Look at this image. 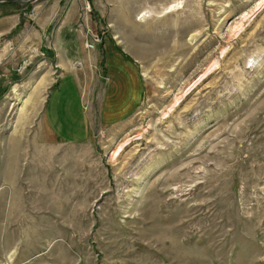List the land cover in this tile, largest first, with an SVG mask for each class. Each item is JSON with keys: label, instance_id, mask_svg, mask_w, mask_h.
<instances>
[{"label": "rangeland", "instance_id": "1", "mask_svg": "<svg viewBox=\"0 0 264 264\" xmlns=\"http://www.w3.org/2000/svg\"><path fill=\"white\" fill-rule=\"evenodd\" d=\"M88 2L72 66L37 4H0V264H264V0ZM117 52L143 94L107 123Z\"/></svg>", "mask_w": 264, "mask_h": 264}, {"label": "crops", "instance_id": "2", "mask_svg": "<svg viewBox=\"0 0 264 264\" xmlns=\"http://www.w3.org/2000/svg\"><path fill=\"white\" fill-rule=\"evenodd\" d=\"M78 2V0H64L63 2H61V0H37V2L35 3L37 4L36 8H38V11H36L38 21L42 22V25L45 27L53 22L56 26L55 30H50V44L53 46L52 50L50 48H47L48 50H50L48 55H54V58L58 61L60 59L59 56L64 55V61H66L69 66L78 63L79 59H82L87 55V49L85 48V34L79 32L75 27L76 20L80 12V4ZM1 10L6 11L7 7H2ZM18 18V13L10 11V14L5 15V17H2L0 19V39H2L3 36L9 35L13 32L17 22H19ZM91 22L92 21L88 23V29L90 30L92 26ZM64 26L67 28V30L63 32L62 29L65 28ZM21 37V34L12 35V39L15 43L20 41ZM97 45H95V47ZM116 54L122 55L124 59L128 60L122 63L120 62V65L118 66L120 67V69L117 70V75L118 78H120L119 81L122 91H120L119 89H114L112 91V80L110 79L111 73H107V87L105 88L107 93L105 95V98L109 95L110 99H112L114 93H118L119 91L123 92L124 90L127 91V94L122 104H120L116 109H113L115 104L109 103V105H107L106 101L104 100L103 106L101 108L102 111L100 112V118L102 120L105 119V122L107 123H115L119 122L120 120L123 121L122 119L125 117L126 119L129 118L139 108L142 100L141 96L143 94V81L136 64L127 59L124 54L119 52H117ZM67 75L68 74H66L65 76ZM57 88L58 89H54L56 90V92L53 93V90L50 94H57L60 89V85ZM76 88L80 94V90L77 87V84ZM108 88L110 89V94H108Z\"/></svg>", "mask_w": 264, "mask_h": 264}, {"label": "built area", "instance_id": "3", "mask_svg": "<svg viewBox=\"0 0 264 264\" xmlns=\"http://www.w3.org/2000/svg\"><path fill=\"white\" fill-rule=\"evenodd\" d=\"M36 3V2H35ZM33 3V4H35ZM83 6L81 7L80 9V12H79V15H78V20H76V27L78 29H83L84 33H85V36H86V41H85V48L86 49H94L95 45L98 44V42L100 41V38H98L97 35L94 34V32H92V30L88 29V23L90 22V19L91 18V14H92V9H91V6L88 2V0H83ZM31 5V4H30ZM34 8H31L29 9L28 11V15L29 17L34 15ZM8 43V48L10 50L11 53H9L8 55H12L13 53V50H14V46H11L10 45V41L7 40L6 41ZM2 51H1V48H0V55H1ZM1 61V59H0ZM23 66L22 64L20 63L19 65V68L21 69Z\"/></svg>", "mask_w": 264, "mask_h": 264}, {"label": "water", "instance_id": "4", "mask_svg": "<svg viewBox=\"0 0 264 264\" xmlns=\"http://www.w3.org/2000/svg\"><path fill=\"white\" fill-rule=\"evenodd\" d=\"M35 2H37V0H0V4H14L22 7L33 4Z\"/></svg>", "mask_w": 264, "mask_h": 264}, {"label": "trees", "instance_id": "5", "mask_svg": "<svg viewBox=\"0 0 264 264\" xmlns=\"http://www.w3.org/2000/svg\"><path fill=\"white\" fill-rule=\"evenodd\" d=\"M3 5H6V6H16V7H20V8H26L27 6H29V5H27L25 7H22V6H17V5H14V4H3Z\"/></svg>", "mask_w": 264, "mask_h": 264}, {"label": "bare ground", "instance_id": "6", "mask_svg": "<svg viewBox=\"0 0 264 264\" xmlns=\"http://www.w3.org/2000/svg\"><path fill=\"white\" fill-rule=\"evenodd\" d=\"M147 13H145V15H146ZM143 16V15H142Z\"/></svg>", "mask_w": 264, "mask_h": 264}]
</instances>
